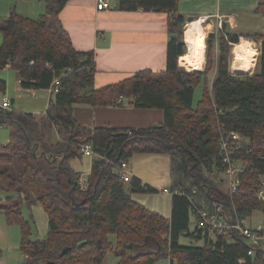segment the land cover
Wrapping results in <instances>:
<instances>
[{
	"label": "trees",
	"instance_id": "1",
	"mask_svg": "<svg viewBox=\"0 0 264 264\" xmlns=\"http://www.w3.org/2000/svg\"><path fill=\"white\" fill-rule=\"evenodd\" d=\"M41 1L44 13L37 19L11 8L0 21V70H13L25 90H48L58 79V92L51 94L40 118L0 107V126L10 129L9 142L0 146V188L13 194L0 199V210L7 224L20 230L19 252L26 257L25 264H102L108 253L119 259L118 264H156L166 259L171 264H263L264 243L256 247L253 258L248 257L250 245L238 234L216 235L212 241L199 228L189 232V212L193 206L211 210L216 204L231 223L246 221L256 211L264 216V201L258 198L264 190V28L260 36L252 37L262 39L253 73L230 72L231 44H237L239 37L228 33L224 25L218 36L216 67L213 43L217 37L209 34L210 66L202 73H189L178 65L186 53L183 27L187 22L177 12L179 0H117L119 11L169 13L166 70H142L94 89V52L75 50L59 19L69 0ZM256 12L264 16V5ZM199 85L201 98L194 106ZM5 92L6 81L0 79V94ZM124 101L136 109L163 111V124L91 131L73 117L75 105L120 107ZM232 133L240 140H233ZM51 136L58 141L52 143ZM222 141L232 148L230 163L242 169L233 194L204 174V170L224 173L228 169ZM85 146L91 147L93 159L87 186L82 188L69 161L81 158ZM138 153L170 156V222L131 198L153 189L134 178L126 186L120 178V163ZM16 157L22 162L18 174L1 169ZM23 205L44 210L48 231L43 240H32V224L23 216ZM181 236L203 244L181 245Z\"/></svg>",
	"mask_w": 264,
	"mask_h": 264
},
{
	"label": "crops",
	"instance_id": "2",
	"mask_svg": "<svg viewBox=\"0 0 264 264\" xmlns=\"http://www.w3.org/2000/svg\"><path fill=\"white\" fill-rule=\"evenodd\" d=\"M19 1L23 4L21 5L16 0L14 8L20 15L27 17L30 16V13L36 14L29 9L23 8L24 4L28 3L29 0ZM36 2L39 4V0H36ZM12 3L13 0H0V21L9 16L11 11L10 5ZM96 3L97 0H69L59 14L61 24L69 35L73 48L77 51L94 52L96 70L94 89H100L121 82L142 70H150L153 73H160L166 70L169 13L143 12L142 10L119 11L116 8L117 0H109L110 7L108 10L97 11ZM259 5H264V0H179L177 2V12L183 15L186 21H188L189 17L193 19L208 17V20L203 24V28L207 31V34H214L217 37L213 43L215 51L214 65L216 67L219 54L218 36L223 30V25L228 33L238 35L241 42L246 40L252 41L246 42L249 45L251 43L257 46L260 50L262 39L252 38L257 35L260 36L264 28V16L256 12ZM38 10L40 11V8ZM43 13L38 12V15L40 16ZM238 44L233 45V48ZM259 50H256L257 53H259ZM231 54L232 60H229V69L232 74L251 72L250 70L254 67L255 59L257 60L256 57L253 58L251 65L244 69H237L233 66V49ZM178 64L181 66L192 65L198 69L197 71H204L202 70V65L200 67L199 62L187 53L179 58ZM5 69L9 68L6 67ZM253 72L254 70L251 73ZM16 76L18 83L16 84V87H18L17 91L24 90L31 96H35L39 91L47 93V106L46 110L41 114L42 116L47 111L50 99L53 96L51 95V91L49 89H22L19 86L18 75L16 74ZM212 76L214 79L215 71ZM17 111L33 115L40 112L32 107ZM73 117L77 124L91 131L100 128H113L116 130L146 129L159 126L164 122L163 111L157 109H136L132 105H128L127 101H124L123 106L120 107L93 108L87 105H75L73 107ZM92 159L93 157H81L69 161V167L79 175V180L84 182L83 187L87 186ZM127 165V172L131 179L134 178L138 180L140 185L149 187L155 191L136 194L155 193L157 195L168 196L167 203L162 208L154 206L155 208L151 211L162 215L165 220L170 222L173 195L172 192L171 195L162 192L163 189L171 191L170 156L167 154L138 153L134 154L127 161ZM262 182L264 185L263 180ZM129 185L126 184V186ZM6 197H0V199L4 201ZM140 205L146 208L145 204V206L143 204ZM26 211L28 213L27 217L33 220L34 228L37 231L36 233L33 231L32 236H35L37 239L45 237L48 231V220L44 210L40 206H35L31 209L26 208ZM192 219L193 224L191 223ZM243 224L251 228L264 226V216L263 221L257 222L255 226H252V223L248 219L243 221ZM194 228H196V218L192 212H189V232H193ZM12 230L16 231V229H9L10 233ZM6 251L8 252L6 256L2 254L0 257V264H21L18 245L12 250L13 254L8 250ZM115 258L108 257L107 255L102 264H118L119 259L116 256ZM156 264L171 263L166 259L160 260Z\"/></svg>",
	"mask_w": 264,
	"mask_h": 264
},
{
	"label": "rangeland",
	"instance_id": "3",
	"mask_svg": "<svg viewBox=\"0 0 264 264\" xmlns=\"http://www.w3.org/2000/svg\"><path fill=\"white\" fill-rule=\"evenodd\" d=\"M15 2H16V0H13V3L10 5L11 8H14V5H16ZM17 2H19L21 5L23 4L19 0H17ZM112 3H113V1H112ZM6 6H8V5H6ZM43 7H44V3L41 0H39V4L36 2V0H29V2L24 4V6H23L24 9H29L30 11L37 14L36 15V14L30 13V16H27V17H30L31 19H37L39 17L38 12H44ZM39 8H40V11L39 10L37 11V9H39ZM15 11H16V9H15ZM185 25L183 27L184 43H185V37H186ZM202 27H203V25H202ZM204 32H205V48H204V58L202 61L203 63H201L202 70H205L206 66H210L209 63H211V57L208 58V54H207L208 53L207 52V36L209 35V33L207 34L206 30H204ZM246 41L252 42L249 40H246ZM239 42H241V40H239ZM255 42L257 43V41H255ZM1 44H2V38H1V33H0V45ZM233 45H235V44H232L231 52L233 49ZM249 46L251 47L250 48L251 50H250V54H249L248 58L243 59L240 62L239 67L242 69L251 65L253 62V58H255V57L258 58V56H259V53H257V51H256V50H259L258 47L251 44V43ZM187 51H188V48L186 45V53H187ZM256 53H257V55H256ZM229 60L230 61L232 60V54L231 53L229 55ZM256 62H257V60L255 59L254 67L250 70L251 72H252V70H255ZM179 67L184 69L185 71H187L189 73H195V72L202 73V71H197L198 69L192 65H187V66H180L179 65ZM213 73L214 72H212L211 75L209 76L211 82L213 80V76H212ZM246 73H249V72H246ZM0 79H3L6 81V92L4 94H0V104L2 102L3 97H6L10 102L13 101V103L11 104L12 105L11 110L19 112L17 110L22 111V110L27 109L29 107L36 108L40 112L34 113L35 117L40 118L41 114L46 110V106H47L48 100H47V93L46 92L39 91L35 96H31L30 94L26 93L24 90L17 91V89H18V87H16V84H18L17 83V76H16V73L11 69L0 70ZM201 93H202V86L199 85L196 87V89L194 91V99H193V105L194 106H196L197 102L200 100ZM9 139H10L9 127L4 126V125L0 126V146L7 144L9 142ZM50 139H51L52 143H55L58 141L57 137L53 138V136H51ZM1 169L8 170V172L10 174H18L20 172V170L22 169L21 159L19 157H16L11 164L3 166V167H1ZM204 174L208 179H210V181L214 182L221 190L228 191V179L224 173H217L215 171H213L212 173H208L207 171L204 170ZM262 180L264 181L263 177H262ZM125 184H128V183H125ZM8 195H13V194L8 193V192H6L0 188V197H5ZM131 198L135 202L143 204V205L145 204L146 208L153 210V208H155L154 206H159L162 208L163 205L165 203H167L168 196L157 195L155 193H152V194L146 193V194H132ZM1 212H2V214H0V241L2 243L0 244V249L3 253V256H6V254L8 253L6 250H8L11 254H13L12 250L15 249L17 247V245L19 246L21 233H20V230H19L17 225L7 224L4 212L0 210V213ZM22 212H23V216L25 218L29 219L27 217L28 213H27L24 205L22 206ZM29 220L31 221V224H32V232L34 231L36 233L37 231L34 228L33 220L32 219H29ZM248 220L252 223V226H255V225H257L256 224L257 222L263 221V214L259 211H256L252 214V216ZM191 223L193 224V219L191 220ZM247 225H249V224L247 223ZM9 229H16L17 232L12 230V232L10 233ZM31 238L33 240H43L44 237L37 239L35 236H31ZM180 238H181V240L179 239L180 241H178V242L181 245L200 247L203 244L202 241L190 240L189 237H186V236H181ZM110 240L112 241V243H115V236H111ZM244 243L248 244L246 240L244 241ZM107 255H108V257H112V258L116 259L113 253H108ZM19 258L21 259L20 263L25 264V256H23L20 253Z\"/></svg>",
	"mask_w": 264,
	"mask_h": 264
},
{
	"label": "bare ground",
	"instance_id": "4",
	"mask_svg": "<svg viewBox=\"0 0 264 264\" xmlns=\"http://www.w3.org/2000/svg\"><path fill=\"white\" fill-rule=\"evenodd\" d=\"M185 29H186L185 44L187 45V48H188L187 54L190 57H193L194 59H196L199 62V65L201 67V63H203L202 61L204 58V48H205V32H204V29L198 21H192V22L187 23L185 25ZM250 48L251 47L249 46V43H247L245 41L241 42L240 44L236 45L233 48V66H235L237 69L240 68L239 67L240 62L243 59L248 58V56L250 54V50H251ZM240 73L245 74L242 72H240ZM53 84H54V82H53ZM53 84H52L50 89L55 87ZM52 93L53 92L51 91V94ZM87 147H89L91 150L90 146H85L84 148H82L81 149L82 157H93L92 150H91V155H89V156H85L83 154V150ZM111 164H112V162H111ZM125 172H126L125 174L130 177L127 170ZM118 173H120V178H121L120 169H119ZM121 180L124 183H129L131 181V177H130L129 182H125L122 178H121ZM79 184L82 188H84L83 187V184H84L83 181L79 180ZM238 185H237V188H238ZM228 191L230 194L235 193L230 188H228ZM260 192H264V190H262ZM258 198H259V193H258ZM259 200H261V199L259 198ZM215 205H213L211 210L200 209L198 213H195V211H194V208H196V207H194V206L192 207V209H193L192 214H194V216L196 218V228H199V229L201 228L200 229L201 231L206 232L208 234V238L212 241L216 235L227 236V234L224 233L225 227L234 224V223H231L230 221H228L227 218H225V215L223 213V208L220 207L221 205L218 207H214ZM208 223H212L214 225V227L212 229H209ZM257 227L258 226H255V228H257ZM249 228H251V227H249ZM255 228H252V229H255ZM248 257L253 258L254 254H253V256H248Z\"/></svg>",
	"mask_w": 264,
	"mask_h": 264
},
{
	"label": "built area",
	"instance_id": "5",
	"mask_svg": "<svg viewBox=\"0 0 264 264\" xmlns=\"http://www.w3.org/2000/svg\"><path fill=\"white\" fill-rule=\"evenodd\" d=\"M109 7H110L109 0H97V3H96L97 11L108 10ZM207 20H208V17H200L193 21H198L201 25H203ZM53 85L55 87L50 89V91L56 94L58 92V89L56 88V86L58 85V79L54 81ZM122 101L123 99L120 98L119 102H122ZM11 106H12L11 102L6 97H3L0 107L6 110H11ZM231 136H232V139L235 141L240 140V137L235 133H232ZM221 148L223 149L225 153L224 162L229 164L228 169L224 172V174L226 175L228 179V188L232 189L233 192H236L237 185L239 184V175L241 174L242 169H240V167H234L230 163V155L232 153V148H229L226 141L221 142ZM83 154L85 156L91 155L90 148L89 147L85 148L83 150ZM119 169L121 172V178L125 182H129L130 177L125 174L126 173L125 171L128 169L127 162L120 163ZM162 192L165 194L171 195V192L167 189H163ZM259 198L262 201H264V192H259ZM218 206L220 205H215L214 207H218ZM199 210L200 209L194 208L195 213H198ZM208 227L209 229H212L214 225L212 223H208ZM224 233L227 234V237L230 233L231 234L235 233L241 237L242 241L246 240L247 243L250 245V248L247 251V256H253L254 250L256 249V247L261 246V244L264 243V226H258L257 228L252 229V228H249L247 225H244L243 222H240V223L237 222V223H234L233 225L225 227Z\"/></svg>",
	"mask_w": 264,
	"mask_h": 264
},
{
	"label": "water",
	"instance_id": "6",
	"mask_svg": "<svg viewBox=\"0 0 264 264\" xmlns=\"http://www.w3.org/2000/svg\"><path fill=\"white\" fill-rule=\"evenodd\" d=\"M192 21H193V18L189 17L187 22H192ZM65 251H66V249L63 250L62 254H64ZM43 264H57V263H55V262H46V263H43Z\"/></svg>",
	"mask_w": 264,
	"mask_h": 264
}]
</instances>
